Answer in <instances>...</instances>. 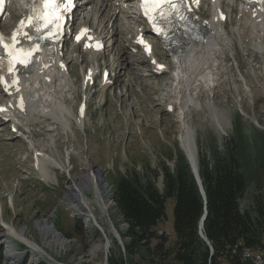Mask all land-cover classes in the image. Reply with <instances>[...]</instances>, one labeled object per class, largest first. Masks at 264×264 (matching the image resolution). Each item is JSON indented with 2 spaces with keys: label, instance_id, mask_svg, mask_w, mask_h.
<instances>
[{
  "label": "rangeland",
  "instance_id": "obj_1",
  "mask_svg": "<svg viewBox=\"0 0 264 264\" xmlns=\"http://www.w3.org/2000/svg\"><path fill=\"white\" fill-rule=\"evenodd\" d=\"M224 44L223 49L215 51L208 47L193 51V59L185 57L182 83L186 88L181 104L175 97L178 81L168 75L149 82L143 80V83L137 77L119 76V85L114 91L85 93L88 95L87 109L82 114L79 101L84 92L76 63L71 64L70 77L57 81L55 86L47 87L40 81L47 93L42 91L37 109L30 116L35 121L24 119L21 122L25 128L24 137L13 138L5 125L0 126V205L3 221L17 231L23 228L28 240L44 249L46 255L35 253L32 247L27 249L23 242L6 236V228L0 225L2 253L11 243V248L17 251L14 257L21 259L2 262V254L0 264H26L28 261L35 264H110L111 259L120 257L127 264H176L171 252L162 256V251L154 248L155 239L149 241L151 250L143 248V257L136 251L125 253L121 236L128 223L118 213L114 190L118 179L137 176L143 182H153L162 192L165 172L173 173L176 165L182 163L179 152L188 163L178 140L181 123L189 126L198 169L202 161L212 159L215 147L236 157L239 170L247 179L241 210L253 218L259 216L264 232V39L256 37L255 33H246L241 42L227 39ZM127 66L125 76L129 72ZM174 66L177 73L179 66ZM54 100L64 109L59 116L46 106ZM175 101L178 102L175 108L173 104V109L167 108L168 102ZM179 106L183 108L184 120ZM34 143L38 146L34 147ZM35 150L41 151L40 156L48 157L56 176L52 183L44 182L39 175V153ZM88 166L92 170H102L104 179H100L99 184H107L109 188L103 195L107 209L98 205L92 190L84 191L96 221L107 234V243L94 225L90 223V227H86L89 221L74 212L67 197L70 177L86 176ZM174 203V197L166 198V216L156 229L157 234L166 235L165 249L170 250L175 242ZM258 207L262 209V216ZM46 218L66 242L52 234L44 237L40 233L37 221ZM110 221L120 240L115 237L118 234H114ZM262 239L264 241V233ZM206 246L211 254L212 250ZM22 252H26L25 256L19 255ZM255 260L256 264L260 260L259 264H264L260 256ZM220 264L230 263L224 257L220 258Z\"/></svg>",
  "mask_w": 264,
  "mask_h": 264
},
{
  "label": "trees",
  "instance_id": "obj_2",
  "mask_svg": "<svg viewBox=\"0 0 264 264\" xmlns=\"http://www.w3.org/2000/svg\"><path fill=\"white\" fill-rule=\"evenodd\" d=\"M178 154L182 163L176 165L173 173L165 172L162 192L153 182H143L137 176L117 180L116 207L128 223L121 236L125 253L136 251L143 257V248L151 250L149 241L155 239L154 248L160 249L162 256L171 252L176 264H220V258L224 257L230 264H256L257 255L264 259L260 217L253 218L241 210L240 201L247 188V179L239 170L236 157L215 147L211 152L212 159L202 161L198 170L205 192L204 202L188 163L180 152ZM167 197L175 198L172 250L165 249L166 235L156 232L166 216ZM205 207L202 230L212 246L211 254L198 235L199 220ZM258 211L262 216V209L258 207ZM1 257L0 245V263ZM110 264L127 263L120 257L111 259Z\"/></svg>",
  "mask_w": 264,
  "mask_h": 264
},
{
  "label": "bare ground",
  "instance_id": "obj_3",
  "mask_svg": "<svg viewBox=\"0 0 264 264\" xmlns=\"http://www.w3.org/2000/svg\"><path fill=\"white\" fill-rule=\"evenodd\" d=\"M101 5H103V4H101ZM105 5L106 4H104V7H105ZM262 30L264 31V28H261V31ZM202 37L205 38V39L207 38L209 43L204 48H201L199 43L196 44V48H199V51L204 50L205 48H208V47H212L210 41H212L214 39L216 41L217 46H219L220 49H222V47L225 46L224 39L214 38V37L211 36V34L206 36V33L203 34ZM190 48H192V47L186 48L185 52L181 51L178 55L173 56V58L175 60L174 65H176V66L178 65L179 69H178L177 73H175V74L173 73V75L171 74L172 75L171 79L175 78L178 81V84H179V89L177 90L178 93L175 96L176 99H178L180 101L179 104H181L183 102V95H184L183 91H185V88H186V84L182 83V81L184 80V75H185V60L184 59H185L186 56H188L187 53L192 50ZM211 49L215 50L213 47ZM217 50L218 49H216L215 51H217ZM192 52H193V50H192ZM128 69H129V64H128ZM175 69H177V68H175V66H174V69H173L174 72L176 71ZM27 75H28V73H27ZM39 75H41V74H39ZM34 77H35V83L40 85L41 87H43V85H41V83H40V77L38 75H34ZM161 78L163 79V77H161ZM37 79H39V80H37ZM166 80H167V78H166ZM171 82H174V81L170 80V83ZM180 82H181V84H180ZM167 83H168V81H167ZM64 85H66V84H64ZM175 88L177 89L178 85H176ZM168 104H173L174 108H175V106L178 104V102H176V101L175 102H168L166 105H168ZM46 106L51 107L52 110H50V111L58 114V116H59L60 113L62 114L64 112V109L62 108V106L59 103H57L55 100L52 101V102L47 103ZM181 107L179 106L178 110H180ZM57 111H58V113H57ZM180 111H181L180 114L182 116V117L181 116L180 117L184 120L185 114L183 112V108H181ZM48 112H46V113H48ZM28 119H30L29 121H31V122L35 121L34 119H31L30 117H28L27 120ZM44 121L46 122V121H48V119L44 118ZM256 123H257V119H256ZM188 127H189L188 125L185 126L184 123H181L178 140H179L180 146H181V148H182V150H183V152H184V154L186 156V159H187V161L189 163V167L191 168L192 165L193 166L195 165L198 168L197 152H196V149H195V147L193 145V142H192L191 135H190ZM260 127H262V126H260ZM29 134L34 135L33 132H30ZM36 145L38 146V144L34 143V147H36ZM40 152L36 151V154L39 153V156L37 158V160H38L37 161L38 162V167H37L38 173H39V175L41 176V178H42V180L44 182H51L52 183L53 181H55L54 178H56V176L52 173V168H51L52 165L49 162L48 157L45 158L44 156H40L41 155ZM87 172H88V174L86 176L74 175V176L70 177V180H69L70 183H69V187H68L69 194L67 196L68 200L71 202V207L74 210V212H76L78 214H81L82 211H83L82 214H84V216H85L84 220L86 222L91 221L93 218L95 220L96 217H94V214H93V207L91 206L90 202L84 196V191L92 190L94 192V196H97L96 201H97L98 205L101 206L103 209H107V204L103 201V195L107 193V189H108L107 185L106 186L105 185L100 186V184H99L100 179H101L100 168L97 169V170H92L91 167L88 166V171ZM9 202H10L9 204H12V200H10ZM1 215H2V207L0 205V225H2L4 227V229L6 228L5 229V230H7L6 234H5L6 236L14 238V239H16L18 241L23 242L24 244H26L27 249H29V247H32L35 250V251L33 250L35 253L42 254V256L46 255L45 252H44V249H42L41 247H39L35 243L31 242L30 240H28L29 238H27V236L23 232V230H24L23 228H21L20 231H17L15 227H13L12 225L4 222ZM47 220L48 219L46 218V219H39L37 221L38 224L37 223L36 224H37V228L39 229L40 233L44 237L47 234H52L54 237H57L58 240H60L62 242H66V239H64L60 234L56 233L54 231L53 227L51 226V224ZM110 223L112 225L111 221H110ZM42 225L46 226V227H43ZM86 227H88V226L86 225ZM113 232L116 235L118 234V232H117V230L115 229L114 226H113ZM118 236L119 235H117L115 237L118 238ZM11 247H12V244L8 243L6 252L4 250V253H7V255L9 257L8 259H14L16 262L17 261H21V259L19 260V257H17V258L14 257V256L17 255V253H16L17 251L12 249ZM107 247H108V245H107ZM26 264H35V263L28 261Z\"/></svg>",
  "mask_w": 264,
  "mask_h": 264
},
{
  "label": "snow or ice",
  "instance_id": "obj_4",
  "mask_svg": "<svg viewBox=\"0 0 264 264\" xmlns=\"http://www.w3.org/2000/svg\"><path fill=\"white\" fill-rule=\"evenodd\" d=\"M194 2H198V0H194ZM2 3L3 0H0V5ZM178 3H183V0H141V8L144 15L153 23L154 30H157L155 27L157 23L167 19L170 14L166 12V9L175 11ZM60 6L58 0H39L38 5L36 3L31 5V14L20 21L9 41L6 42L4 37L0 35V48L4 50V54L8 58V71L16 70L17 65L27 68L35 52L39 50L40 40L50 39L56 41L59 39L62 34L61 15L57 13V9ZM29 28L36 34L35 37L28 31ZM157 34L167 38L162 26ZM24 40L30 43V47L25 48L23 46ZM3 62L4 57L0 56V64H3ZM0 83H4L3 77H0ZM3 110L0 108V111Z\"/></svg>",
  "mask_w": 264,
  "mask_h": 264
},
{
  "label": "water",
  "instance_id": "obj_5",
  "mask_svg": "<svg viewBox=\"0 0 264 264\" xmlns=\"http://www.w3.org/2000/svg\"><path fill=\"white\" fill-rule=\"evenodd\" d=\"M262 128H264V126L262 127ZM189 164V163H188ZM190 170H191V172H192V174H193V176H194V179H195V181H196V183H197V185H198V187H199V190H200V192H201V194H202V196H203V198H204V202H206L205 201V192H204V189H203V186H202V181H201V178H200V176H199V172H198V168H197V166H191V168H190ZM100 171H101V173H100V175H101V179L103 180L104 179V176H102L103 175V172H102V170L100 169ZM104 185V184H103ZM107 184H105V186H106ZM109 191V188L107 189V192ZM81 215H84V214H80L79 216L81 217ZM205 217H206V207L204 208V212H203V214H202V216H201V218H200V220H199V225H198V234H199V236H200V238L203 240V241H205L206 242V244L210 247V249L212 250V246H211V244H210V242L207 240V238H206V236L204 235V233H203V223H204V219H205ZM50 224H51V226L53 227V229H54V231L56 232V233H58V234H60L58 231H56L55 230V228H54V226H53V224H52V222L50 221V220H47ZM90 223L92 224V225H94L96 228H97V230L99 231V233L102 235V237L105 239V243H107V235H106V233L104 232V230H103V228L97 223V221H96V219L94 220V218L90 221ZM87 226H88V224H87ZM61 235V234H60ZM119 235V234H118ZM62 236V235H61ZM118 238H119V240H120V236H118ZM117 238V239H118ZM7 260V258L5 257V256H3V262H5Z\"/></svg>",
  "mask_w": 264,
  "mask_h": 264
},
{
  "label": "built area",
  "instance_id": "obj_6",
  "mask_svg": "<svg viewBox=\"0 0 264 264\" xmlns=\"http://www.w3.org/2000/svg\"><path fill=\"white\" fill-rule=\"evenodd\" d=\"M256 257L258 258L259 256L257 255ZM261 261H262V260H260V261H257V263L259 264ZM255 262H256V261H255Z\"/></svg>",
  "mask_w": 264,
  "mask_h": 264
}]
</instances>
